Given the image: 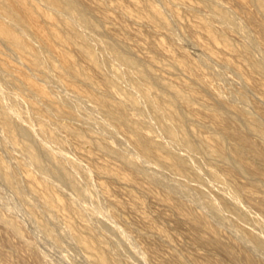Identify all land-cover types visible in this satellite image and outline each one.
Segmentation results:
<instances>
[{"label":"rangeland","instance_id":"obj_1","mask_svg":"<svg viewBox=\"0 0 264 264\" xmlns=\"http://www.w3.org/2000/svg\"><path fill=\"white\" fill-rule=\"evenodd\" d=\"M42 1L22 0L21 11L27 26L45 35L50 45L48 50L43 51V70L34 67L28 59H20L15 48L0 39V68L12 66L8 68L12 73L8 78L11 91L5 90L0 79V105L6 108L8 117L16 124L34 134L36 142L67 170L70 177L82 181L80 178L86 176L90 180L96 190L98 206L96 212L93 210L95 214L91 215L90 202L91 205L75 197L66 186L37 170L20 145L14 144L0 127V159L16 172L17 181L24 189L22 199L9 189L0 175V214L4 220H12L18 226L16 232L8 224L0 223V264H37L34 255L38 252L48 264H94L92 261L102 257L103 253L113 264H247L242 257L243 250L252 252L258 264H264V252L258 251V246L252 243L254 241L240 228L215 219L194 190L199 181L198 185L202 187L206 183L205 188L217 186L218 182L206 168L212 162L226 182L238 189V199L227 198L229 190L222 187V191L218 187L222 186L220 183L217 186L220 190H216L225 195L219 192L223 199L229 200L226 201L230 206L240 202L233 207L244 208L245 203L264 202V176H253V172L246 168L240 174L231 173L226 163L205 153L199 155L202 162L196 167L195 157L191 155L190 158L186 148H182L175 139H167L173 151L182 157L188 156L192 161L189 165L195 166L199 180L196 182L189 178L187 174L190 172L184 174L185 177L171 172L158 161L165 159L160 149L150 148L156 160L143 157L134 148L132 142L143 139L135 132L138 124L131 120L133 115H137L142 121L156 125L155 121H151L155 114L171 111L184 123L183 129H187L191 140L201 139L214 148L216 141L222 139L232 155L239 147V141L231 134H224V124L212 119L210 107L216 106L222 113L234 118L252 147L264 156L261 133L251 128L249 120L240 116L234 108L244 103L249 105V117L256 118L264 130V75L254 68V60L243 50L244 46L252 47L254 58L264 62V31L258 27L259 24L264 26V11L254 6L252 0H243L245 4L240 0H73L87 7L92 5L89 8L94 10H84V14L96 28V33L92 35L78 29L80 40L90 47L95 57L94 62H89L80 53L77 43L60 44L47 36L49 31L73 29L77 24L67 17L71 15L54 11L45 0ZM156 13L160 14V18L155 16ZM223 13L227 16L224 17ZM1 15L0 20L6 21ZM232 20L241 23L243 33L230 25ZM13 29L18 33L19 29L15 26ZM104 42H110L114 47L117 44L116 51L137 64L146 78L140 83L141 91L150 100H158L161 108L145 109L141 92L124 78L125 74L138 80L136 71L115 59L121 70L113 61L112 54L108 58L121 75L110 76L112 73L99 59ZM32 43L34 47L40 45L36 40H31ZM70 63L73 65L68 67ZM105 77H114L112 88L106 86ZM176 93L183 95L185 100L179 99ZM96 99L102 104L95 103ZM11 101H19L20 109L10 105L9 108L7 104ZM48 101L53 103L55 110L48 107ZM217 101L219 104L216 105ZM169 122L175 124L174 120ZM155 125L150 126L157 130ZM40 127H46L51 135L58 137L65 148H58L43 137ZM160 137L165 138L161 132ZM106 144L118 146L121 153L135 158L143 164L147 175L166 186H173L174 193L167 194L158 185L133 173L119 157L105 151L103 146ZM242 157L244 163H251L253 155L249 152ZM45 162L48 163L47 160ZM46 189L54 199L49 205H44L41 199ZM68 200L72 201L74 210L68 209ZM243 208L237 210L243 213L244 222L248 221L245 222L248 227L244 224L245 228L258 232L254 235L264 239L261 237L264 236V229L259 224L264 219V209H251L247 215L246 208L242 212ZM190 211L209 220L210 227L195 225L189 218ZM52 214L61 221H53ZM106 224H109L110 230H107L111 233L105 229ZM41 225L50 228L59 242L50 238ZM70 228L83 240L86 238L84 243L89 248L88 253L70 235ZM212 237L218 238V246L206 244L205 240ZM95 241L103 244L104 250L96 246ZM226 250H230L235 259L231 260Z\"/></svg>","mask_w":264,"mask_h":264},{"label":"bare ground","instance_id":"obj_2","mask_svg":"<svg viewBox=\"0 0 264 264\" xmlns=\"http://www.w3.org/2000/svg\"><path fill=\"white\" fill-rule=\"evenodd\" d=\"M42 0H40L41 2ZM254 2V6H257L259 8L262 9V11H264V0H252ZM22 0H0V13L2 14L1 17H5L6 21H2L0 20V39L7 45L13 46L15 48L12 49L15 51V53H17L21 57L28 59V61L36 68L40 69L41 71L43 70V64H42V58H43V51H46L50 48V45H48V43L45 40V35L40 34L38 31H33L31 30L27 24L25 23L24 20V16L23 13L21 11V3ZM43 2V1H42ZM45 2L48 4V6L53 9L54 11L57 12H62L61 14L67 13L71 16H67L70 17L72 21L75 20L76 24L75 26H77L76 28L73 27V29H63L61 31H49L48 35L49 37H51L53 40H55L56 42L60 43V44H74L77 43L79 45V50L80 53L82 54V56L87 59L89 62H94L95 57L93 56V53L90 49V47L82 40H80V32H79V28L80 30H84V32L88 31V34H95L96 33V28L90 23V21L88 20L87 16L84 14V10L87 11H94L93 9L89 8L90 6H85L83 5V3H80V1H73V0H45ZM82 2V1H81ZM240 2L242 3L243 0H240ZM244 3V2H243ZM245 4V3H244ZM246 6V5H245ZM96 10V9H95ZM89 13V12H88ZM65 14V15H67ZM228 14V13H227ZM4 15V16H3ZM89 15V14H88ZM97 15V14H96ZM95 15V16H96ZM45 16V15H44ZM91 16V14H90ZM104 16L107 18V16L104 14ZM156 17L160 18V14L156 13L155 14ZM223 16H227L225 13H223ZM230 16V14L228 15ZM46 17V16H45ZM102 17V16H101ZM104 17V18H105ZM48 18V17H47ZM92 18V17H91ZM223 18V17H222ZM74 19V20H73ZM93 19V18H92ZM95 19V18H94ZM103 19V18H102ZM100 19V20H102ZM225 19V18H224ZM231 19H234L231 17ZM95 22V21H94ZM101 22V21H100ZM225 22V21H224ZM225 24V23H224ZM233 25V27L240 33H243L244 29L243 26L240 24H238L235 20H232L230 25ZM243 24V23H242ZM231 25V26H232ZM13 26H15L17 29H19L18 33L15 32V30L13 29ZM259 29L264 31V26L262 24L258 25ZM257 27V28H258ZM248 28V27H247ZM86 30V31H85ZM236 31V32H237ZM250 31V30H249ZM83 32V33H84ZM179 33V32H178ZM86 35V33H84ZM101 35V34H100ZM246 36V35H245ZM96 37V36H95ZM97 38V37H96ZM113 38V37H112ZM142 38V37H141ZM91 39V38H90ZM117 39V38H116ZM31 40H36L40 43L39 46L34 47L33 43L31 44ZM88 40V38H87ZM249 40V39H248ZM247 40V41H248ZM90 41V40H89ZM115 41V40H114ZM113 41V42H114ZM122 41V40H121ZM246 41V42H247ZM33 42V41H32ZM263 42V41H262ZM92 43V41H91ZM94 43V41H93ZM264 43V42H263ZM36 44V43H35ZM38 45V44H36ZM117 46V44H115ZM245 45V44H244ZM253 45V44H252ZM251 45V46H252ZM95 46H97L95 44ZM115 46V47H116ZM94 47V46H92ZM98 47H102V46H98ZM103 51L99 52V59H102L103 62L105 64L104 67L106 68V70L111 74L110 76H112L113 74L116 75H121V71L118 70L117 66L114 64V62H112L111 60H109V58H111V56L109 54H112V56L114 58L113 61L116 59L117 61H119V63H123L131 68H133V70L136 71L137 76L136 78H138V80L134 79L133 77H130L128 75L124 74V78L127 79V81H129V83H131V85L136 88V90H139L141 92V96H142V102L144 104H146V108L144 106L145 109H150V110H154V109H158L161 108V103L157 100V101H152L149 99V97L143 93L140 89V83L143 81H146V78L144 76V74L140 71V69L138 68L137 64L132 62L131 60H129L128 58H126L125 56H123L122 54H120L119 52L116 51L114 45L110 42H104L103 43ZM190 47V46H189ZM95 49V48H94ZM102 49V48H101ZM194 49V48H193ZM119 50V49H118ZM158 50V49H157ZM160 50V49H159ZM243 50L245 52V54L254 60V68H256L258 71H260L263 75H264V62L262 60L259 59H255L253 56V48L250 46H244ZM97 51V50H95ZM54 52V51H53ZM97 53V52H96ZM126 53V52H125ZM128 53V52H127ZM110 57H109V56ZM61 56V55H60ZM109 57V58H108ZM260 57V56H259ZM63 58V57H62ZM64 59V58H63ZM262 59V58H261ZM66 60V59H64ZM115 60L116 63H118ZM140 60V59H139ZM26 61V60H25ZM98 61V59H97ZM27 62V61H26ZM118 63V65H119ZM142 64V63H141ZM3 65V64H2ZM31 65V66H32ZM73 64H68V67H71ZM139 65V64H138ZM8 65H6L7 67ZM9 67H12L11 65H9ZM8 67V68H9ZM8 68H3L0 70V79L2 80L3 86L5 88L6 91L8 90H12L10 88V84L8 81V78L12 75V73L10 72V70ZM15 67H13L14 70ZM120 68V65H119ZM121 69V68H120ZM12 70V69H11ZM12 70V71H13ZM122 70V69H121ZM16 71V69H15ZM123 73V72H122ZM132 75L133 72H131ZM135 73V72H134ZM146 74V73H145ZM107 75V74H106ZM109 76V75H107ZM135 76V75H134ZM17 77V76H16ZM18 78V77H17ZM114 78V77H113ZM112 78V79H113ZM123 78V77H122ZM111 78L109 77H105V84L107 87L112 88L114 85V82ZM116 79V78H115ZM22 80V79H20ZM155 80V79H154ZM153 80V82H154ZM66 82V81H65ZM0 85H2L0 83ZM13 86V85H12ZM2 87V86H0ZM21 87V86H20ZM10 88V89H9ZM117 89V88H116ZM135 90V89H134ZM67 91V90H66ZM2 92V91H1ZM4 92V91H3ZM9 92V91H8ZM7 92V93H8ZM72 93V92H71ZM68 94V93H67ZM162 94V93H161ZM43 95V94H42ZM70 95V94H68ZM173 95V94H172ZM40 96V95H39ZM161 96V95H159ZM176 96L181 99V100H185V97L183 95H180L179 93H176ZM17 97V96H16ZM19 97V96H18ZM75 98L79 97V96H73ZM163 97V96H162ZM12 98V97H11ZM84 98V97H83ZM237 98V97H236ZM78 99V98H77ZM165 99V98H164ZM16 100V99H15ZM82 100V98H81ZM141 100V99H140ZM21 101V100H20ZM79 101V100H78ZM88 101V100H87ZM95 103L101 105V101L99 100H94ZM132 102H134L131 99ZM164 101V100H163ZM220 101V100H218ZM217 101V102H218ZM23 102V101H22ZM216 105L219 104V102ZM224 102V101H223ZM19 103V101H18ZM11 101L10 104H7L8 107L10 105L11 108L14 109H20L19 104ZM5 104V105H6ZM24 104V103H23ZM142 104V105H143ZM144 104V105H145ZM91 105V104H90ZM129 105V104H128ZM223 105V103H222ZM220 106V105H219ZM218 106V107H219ZM231 106V105H230ZM249 105L247 104H241L239 106H234V108L236 109L237 113L248 119L249 120V124L251 126V128H253L254 130L258 131L261 133L263 139H264V130L262 129L259 121L256 118H250L249 117V110L248 107ZM9 107V108H10ZM22 107V106H21ZM48 107L50 109H56L55 106L53 105V103L51 101H48ZM27 105H26V109H27ZM166 108V107H165ZM220 108L223 109V107L221 106ZM24 109V108H23ZM91 109V108H90ZM96 109V108H95ZM8 110V109H7ZM11 110V109H9ZM39 110V109H38ZM92 110V109H91ZM167 110V108H166ZM211 110V117L212 119L216 122V123H223V131L224 134L228 135L231 134L232 137H235L238 139L239 141V147L237 149L234 150V152L232 153V155L229 154L228 149L226 148L224 141L222 139H219L218 141H216L214 148H212V146L210 144H208L207 142L203 141V140H198V141H193L189 138L186 130L183 129V124L182 121L178 118V116L175 115V113L173 112H169V113H165L162 112L160 114H155L153 116L154 120H151L153 123H156V127L157 130H154L152 127L154 126L153 124H151L149 122V124L152 126H150L147 122L142 121L137 115H133L131 120L138 124V127H136L135 132H137V134L140 136L141 139L143 140H135L132 142L134 148L145 158L148 159H156L155 156L151 153L150 148L156 147L158 149H160L162 151V153L165 154V159L164 160H158L159 162H161L163 165L166 166V168H168L171 172L174 173H178V174H187L188 172H190V174H187L188 177L197 180L196 182H198L199 180V175L198 173L194 170L195 166H190L189 164H192L189 161V158L187 157H182L181 154L173 151L167 143L169 140L167 139H175L178 141V143L182 146V148L184 147V149L186 148L187 151L190 152V155H193L196 159V163L195 165H199L201 161V159L199 160V155L203 153L205 154H210L212 156H214L215 158H217L220 161H223L224 163H226L228 165L229 171L231 173H235V174H240L244 171V169H248L249 171L253 172V176L255 175H262L264 176V156L262 155L263 153L254 149L251 145V143L248 141L247 137L245 136V134L240 131V129L238 128V126L235 124V120L232 116L226 115L224 113H222L216 106H211L210 107ZM228 110V109H227ZM15 111V110H12ZM258 111V110H257ZM32 112V111H30ZM148 111H146L147 113ZM12 113V112H11ZM102 113V112H101ZM121 113H123L121 111ZM210 113V112H209ZM234 113V111H233ZM70 115H72L71 113H69ZM34 115V114H33ZM122 115V114H121ZM149 115V114H148ZM35 116V115H34ZM37 116V115H36ZM75 116V115H74ZM144 116V115H143ZM152 116V115H150ZM40 118V116H38ZM44 117H42L43 119ZM114 118V117H113ZM152 118V117H151ZM21 119V118H19ZM47 120V118H45ZM128 120V118H127ZM170 120H174L175 124L169 122ZM242 120V118H241ZM22 121V120H21ZM50 121V120H49ZM25 123V122H24ZM52 123V122H51ZM54 124V123H53ZM244 125V124H243ZM46 126V125H45ZM50 126V125H49ZM0 127L1 130L14 142V144L20 145L21 150L26 154V156L29 158V162L31 163V165L33 164L34 167L39 170L41 173L50 176L51 178H53L54 180H56L59 184L66 186L71 194L73 193V195L75 197H78L80 199H83V201L87 202V203H91L92 204V208L90 210V214L94 215V211L96 212L95 209H97L96 207L98 206V200L96 199V190L94 188V186L92 185V183L90 182V180L86 177V176H82L80 179L81 180H77L75 178L70 177V175L68 174L67 170H65L63 168V166L57 162L53 157H51L48 153H46L44 151V149H42V147L40 146V144H38L36 142L35 137L33 136L34 134H32L29 130H27L26 128L16 124L10 117H8L7 113H6V108L2 105H0ZM58 127V126H57ZM246 127V126H245ZM32 128V127H31ZM210 129V128H209ZM40 131L43 137H45L46 139H48L49 141H51L52 143H54L55 145L61 148H65L62 141L56 137L50 134V132L48 131V129L46 127H40ZM161 135L163 134V136L165 138H161L160 137V132ZM159 132V133H158ZM61 133V131H60ZM69 133V132H68ZM71 133V132H70ZM115 133V132H114ZM194 133V132H193ZM36 134V133H35ZM190 134V133H189ZM76 136H79L78 133H75ZM118 135V134H117ZM40 136V135H38ZM36 136V137H38ZM137 136V135H136ZM138 136V137H139ZM191 136V135H190ZM41 138V137H40ZM39 138V139H40ZM224 138V137H223ZM20 139V140H18ZM165 139V140H164ZM226 139V138H224ZM7 140V139H6ZM125 140V139H124ZM167 140V141H166ZM250 140V139H249ZM119 141V140H118ZM121 142V141H120ZM9 143V142H8ZM128 143V142H127ZM52 144V145H54ZM254 144V143H252ZM11 145V144H10ZM213 145V144H212ZM56 146V147H57ZM174 146V145H173ZM256 146V145H255ZM118 147V146H117ZM115 145H110V144H106L105 146H103V148L105 149L106 152H108L109 154L115 155L117 157H119L123 163L135 174L137 175H141L142 177L146 178L150 183H153L154 185H158L159 188L161 187L162 190H164V192H166L167 194H172V192L174 193V189L173 186L170 185L166 186L162 183H160L159 181H157L156 179L152 178L151 176L147 175L144 168L142 167V165L133 157L129 156V155H125L123 153H121L118 148ZM175 147V146H174ZM257 147V146H256ZM131 148V147H130ZM181 148V147H180ZM133 149V151L135 150ZM60 150V149H59ZM135 150V151H136ZM136 151V152H137ZM137 152V154L139 155V153ZM251 152L253 157H252V161L251 163H244V161L242 160V156L245 153H249ZM107 153V154H108ZM59 154V153H58ZM67 154V153H66ZM65 154V155H66ZM156 154V153H155ZM63 155V154H62ZM22 156V155H21ZM192 157V156H191ZM190 157V158H191ZM27 158V159H28ZM141 158V157H140ZM209 158V157H208ZM188 159V160H187ZM45 160L48 161L45 162ZM142 160V159H141ZM194 161V159H192ZM157 161V162H158ZM11 162V161H10ZM144 163H146L145 161H143ZM195 162V161H194ZM148 163L150 164V162L148 161ZM216 163V162H215ZM72 164V163H71ZM14 165V164H13ZM158 165V164H157ZM196 165V167H197ZM150 166H153V163L150 164ZM16 167V166H15ZM67 167V166H66ZM145 167V166H144ZM155 167V165H154ZM193 167V168H192ZM217 166L212 165V162L210 164L206 165L207 168V172L211 175V177H213V179L215 181H217L218 183L217 186L222 185L221 187L218 186L220 189L223 188H227L229 190L228 193H230L228 196H230V198L237 200L238 199V189L233 186L230 185L226 182V178L223 175H220L217 172ZM71 168H75V167H71ZM157 168V167H156ZM155 168V169H156ZM199 168V166H198ZM160 168H158L159 170ZM163 171L165 170L164 168H162ZM196 169V168H195ZM79 171V170H78ZM88 171V170H87ZM90 171V170H89ZM88 171V172H89ZM151 171V170H150ZM160 172V171H159ZM165 172V171H164ZM147 173H149L147 171ZM156 173V172H155ZM0 175L2 176V178L4 179V181L6 182L7 186L9 187V189L15 194L18 195L20 198H24V189H22L17 181V175L16 172L12 169V168H8L7 166H5L1 159H0ZM42 175V174H41ZM154 175V174H153ZM160 175V174H159ZM167 176V175H166ZM155 177V176H154ZM178 176L176 175V178ZM185 177V176H184ZM2 179V180H3ZM252 179V178H251ZM92 180V179H91ZM257 180V178H256ZM170 181V180H169ZM207 181V180H206ZM211 181V180H208ZM252 182H254V180H251ZM261 181V180H260ZM22 182V181H21ZM203 182V181H202ZM209 183V182H208ZM212 183V182H211ZM215 183V182H214ZM94 184V183H93ZM181 184V183H180ZM195 184V183H194ZM197 184V183H196ZM200 184V181L199 183ZM197 184L196 189L195 190V194H197L196 196L203 201V203L205 204V206L208 208L209 212L212 214L213 217H215V219L221 221V222H225L226 224L228 223L229 225H232L234 227L240 228L241 231L243 230L251 240H253L254 242H252L250 240V242L253 243V245H257V249L258 251L261 250L260 252H264V239L261 240L260 236L256 237V235H254L253 232L248 231L244 224L246 225V221L244 222V216H242V214L239 212L241 211L240 209L243 208H237L236 209L232 206H230L227 201H229L228 199H223L221 197L220 194H222L219 190V188L217 186L211 185L213 187L208 186V188L206 187V183L205 186H199ZM203 184V185H204ZM215 184V185H216ZM251 184V183H250ZM2 185V184H1ZM4 185V184H3ZM176 186V185H174ZM177 187V186H176ZM7 188V187H6ZM27 188V187H25ZM33 188V187H31ZM61 188V187H60ZM215 188V189H213ZM30 189V188H29ZM191 189V188H190ZM189 189V190H190ZM216 189H219L218 191ZM8 190V189H7ZM178 190V189H177ZM222 190V189H221ZM227 190V191H228ZM32 191V190H31ZM224 191V190H222ZM226 191V192H227ZM4 192V191H3ZM9 192V191H8ZM191 192V191H190ZM220 192V194H219ZM240 192V191H239ZM189 193V192H188ZM6 194V193H5ZM29 194V193H28ZM27 194V195H28ZM187 194V193H186ZM194 194V195H195ZM30 195V194H29ZM70 195V194H69ZM72 195V196H73ZM189 195V194H188ZM11 196V195H10ZM71 196V195H70ZM222 196H225L224 194H222ZM74 197V198H75ZM101 197V196H100ZM5 199V198H4ZM43 204L44 205H49L54 199L53 196L51 195V193L46 189L43 196L41 197ZM21 200V199H20ZM78 200V199H77ZM231 200V199H230ZM41 200L39 202H42ZM233 201V202H234ZM10 202V201H9ZM8 203V202H7ZM86 203V204H87ZM89 203V204H90ZM236 203V202H235ZM238 203V201H237ZM240 203V202H239ZM238 203V204H239ZM65 204V203H63ZM90 204V205H91ZM236 204V205H238ZM39 205V204H38ZM43 205V206H44ZM235 205V206H236ZM65 206V205H64ZM63 206V207H64ZM243 206V205H242ZM67 207L70 210H74V205L72 203V201L68 200L67 201ZM233 207V208H232ZM239 207V206H238ZM59 208V207H58ZM66 208V206L64 207ZM244 208H246V214L249 210L251 209H264V202L261 203H257V204H252L249 203L248 205H246V203L244 204ZM243 208V211L244 210ZM57 209V208H56ZM239 209V211L237 210ZM67 210V209H64ZM94 210V211H93ZM54 211V210H53ZM262 211V210H261ZM68 212V211H67ZM98 212V211H97ZM107 212V211H106ZM191 212V211H190ZM86 213V212H85ZM251 213V211L249 212ZM57 214V212L55 213ZM99 214V213H98ZM253 214V213H251ZM59 215V214H58ZM108 215V214H107ZM248 215V214H247ZM100 216V215H97ZM209 216V215H208ZM246 216V215H245ZM255 216V215H254ZM60 217V216H59ZM91 217V216H90ZM256 217V216H255ZM31 218V217H30ZM49 218V217H48ZM51 218L53 219V221H61L60 219L57 220V217L52 214ZM101 218V216H100ZM100 218H97V221L100 222V224L104 225L102 220ZM179 218V217H178ZM189 218L190 220H192L194 222V224H203L206 227H210L209 224V220H207L206 218H202L200 216H196V214H193V211L191 213H189ZM246 218V217H245ZM247 219V218H246ZM257 219V217H256ZM26 220V219H25ZM91 220V219H90ZM249 220V219H248ZM264 220V219H263ZM259 222L260 226L264 229V221ZM27 221V220H26ZM69 221V220H68ZM84 221V220H83ZM86 221V220H85ZM6 223L8 224L14 231L17 232L18 230V226L17 223L12 221V220H4L3 217L0 214V223ZM34 222V221H33ZM90 222V221H89ZM105 222V220H104ZM248 222V221H247ZM252 221H250L251 223ZM61 223V222H60ZM63 223V222H62ZM92 223V222H90ZM111 223V222H110ZM253 223V222H252ZM63 225V224H62ZM112 225H114V223L112 222ZM30 226V225H29ZM36 226V225H35ZM42 228L44 229V231L47 233V235L52 238L55 242H59V238L54 236V234L52 233L51 229L41 225ZM65 226V225H64ZM109 224H106V230L107 228L110 230V228L108 227ZM116 226V225H115ZM247 226V225H246ZM39 227V226H38ZM248 227V226H247ZM34 229V228H33ZM38 229V228H37ZM119 229V228H118ZM123 229V228H122ZM260 229V228H259ZM71 232V236L73 235L74 239L83 246L82 249H84L85 252H89V248L87 245H85L84 241L86 240V238H84L85 240H83L76 232L73 233L71 228L69 229ZM89 230L92 231V229L89 228ZM250 230V229H249ZM40 231V230H39ZM90 231V232H91ZM108 231V230H107ZM252 231V230H251ZM260 231V230H258ZM262 231V230H261ZM260 231V232H261ZM34 232V231H33ZM108 232H112V231H108ZM242 232V233H244ZM13 233V232H12ZM89 233V232H86ZM126 233V232H125ZM253 233V234H252ZM257 234H259L258 232H256ZM255 233V234H256ZM263 233V232H261ZM14 234V233H13ZM102 234V233H101ZM153 234V233H152ZM264 234V233H263ZM202 236V235H201ZM43 237V236H42ZM72 237V238H73ZM92 237V236H91ZM90 237V238H91ZM244 237V236H242ZM261 237H264L263 235ZM93 239V238H91ZM200 239V238H199ZM63 240V239H62ZM121 240V239H120ZM61 241V240H60ZM87 241V240H86ZM203 242V241H202ZM206 244H210L212 246H218L219 245V240L217 237H212L209 240H205ZM118 243V241H117ZM255 243V244H254ZM96 246L100 247L101 249L104 250V246L103 244H101L98 241H95ZM80 245V246H81ZM252 246V245H251ZM74 247V246H73ZM54 248V247H53ZM214 249V247H212ZM244 249V248H243ZM255 250V249H254ZM38 252V251H37ZM36 252V253H37ZM84 252V253H85ZM227 254L229 255V257L232 259H235V255L233 253L230 252V250H226ZM250 252V251H249ZM246 250L242 251V257L244 259V263L247 264H258L257 260L254 258V254L252 255L251 253H249ZM126 253V252H125ZM102 257H99L96 260H93L92 262L94 264H113V262L111 261V259L109 258L108 255L106 254H102ZM83 256V255H82ZM264 256V255H263ZM34 258L36 259L35 261L37 262V264H48L46 262V260L44 261L43 258L40 257L39 252L37 254L34 255ZM92 258V257H91ZM90 259V258H89ZM139 259V258H138ZM72 260V259H71ZM75 260V259H74ZM72 260V261H74ZM76 261V260H75ZM86 261V260H85ZM77 262V261H76ZM214 263V262H213ZM77 264H79L77 262ZM81 264V263H80ZM215 264H222L219 262H216Z\"/></svg>","mask_w":264,"mask_h":264}]
</instances>
